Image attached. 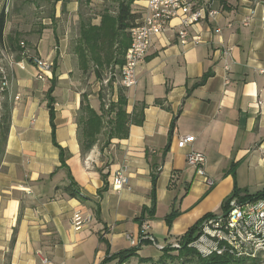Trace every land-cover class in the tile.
<instances>
[{"label":"crops","instance_id":"1","mask_svg":"<svg viewBox=\"0 0 264 264\" xmlns=\"http://www.w3.org/2000/svg\"><path fill=\"white\" fill-rule=\"evenodd\" d=\"M134 5L142 10L145 2ZM212 8L218 17L190 31L201 35L199 45L182 46L171 32L153 38L137 68V84L125 90L126 113L142 109V124H131L125 138L94 146L86 156L78 141L85 92L72 80L67 36L42 28L35 39L27 37L33 55L17 61L5 42L21 31L8 18L0 45L11 108L0 154V264H118L111 257L132 249L127 236L137 241L142 225L167 247L206 216L220 214L229 198L264 189V0H215ZM246 18L249 25L243 26ZM99 20L95 16L92 23ZM171 26L176 30L177 21ZM223 48L232 49L229 60ZM35 59L54 64L44 80L37 78ZM53 78L54 139L47 99ZM86 95L99 113V86ZM2 100L0 95V112ZM186 135L194 142L178 149V137ZM190 151L205 156L212 186L187 165ZM122 165L127 183L117 191L113 179ZM75 215L91 220L76 231ZM149 246L156 248L144 242L129 260L147 259L142 249Z\"/></svg>","mask_w":264,"mask_h":264},{"label":"built area","instance_id":"2","mask_svg":"<svg viewBox=\"0 0 264 264\" xmlns=\"http://www.w3.org/2000/svg\"><path fill=\"white\" fill-rule=\"evenodd\" d=\"M215 0H144L145 5L141 10V17L129 29L130 45L124 54L123 65L110 73L113 77V89L120 87L128 90L137 84V68L147 56L156 36L168 32L173 33L182 45H199L202 42L200 34L191 35L190 31L199 23L216 19L219 11L212 8ZM8 12V5L5 13ZM251 18H246L242 25L248 26ZM177 21L176 30L171 23ZM216 33L220 29L215 30ZM21 46L23 44L21 43ZM231 48H223L222 55L226 60L231 57ZM25 58L26 54H22ZM12 59V57H10ZM1 60V59H0ZM37 78L44 80V76L53 69V63L35 59L33 61ZM117 67V66H116ZM22 69L23 66H20ZM224 69L229 70L225 64ZM103 80L104 85L108 83ZM7 87V76L3 66L0 65V93ZM194 137L186 135L177 139V148L183 149L194 142ZM186 163L195 170L198 177L205 180L209 187L213 182L205 173V156L196 151L186 155ZM127 165H122L114 175L113 186L117 191L127 183L125 173ZM90 217L82 218L75 215L72 219L73 228L78 231L90 222ZM132 248H140L144 242L151 243L159 251L165 247L159 246L155 239L147 232L145 225L141 226L137 241L127 236ZM169 247L180 249L176 242ZM200 256L227 255L233 260L243 264H264V197L260 199L240 200L237 197L229 198L223 211L218 215L205 218L199 225L196 238L188 245ZM46 263V260H43Z\"/></svg>","mask_w":264,"mask_h":264},{"label":"trees","instance_id":"3","mask_svg":"<svg viewBox=\"0 0 264 264\" xmlns=\"http://www.w3.org/2000/svg\"><path fill=\"white\" fill-rule=\"evenodd\" d=\"M63 0H56V3ZM142 0H104L115 4V13L112 14L109 9H103L98 15L100 20L99 24H93L91 19L85 20L80 23L79 37L73 47V54L76 56L79 69L85 73L92 70L96 79L101 80L103 71L105 69H113L116 66L123 65L124 54L130 45L129 29H131L141 17V9L132 8L134 3ZM8 0H0V45L3 44L4 28L9 18V10L5 13V7ZM19 35L8 36L6 38V48L16 54V60L19 61L25 50L20 47L18 42ZM26 54V53H25ZM54 69V64H53ZM52 69V70H53ZM209 74L202 77L200 83H203ZM55 78L50 81V87L47 91L48 109L50 124L52 127V138L54 139V111H53V98L51 97L53 88L55 86ZM104 90V88H103ZM116 100H109V103L104 102L103 96L99 93L100 112L94 111L88 102L86 94H82L78 118V141L80 143L81 153L90 151L98 142L99 135L105 130L104 136L106 142L103 148L107 147L112 139H123L128 134V128L131 124H142L143 111H134L133 115L126 113L127 98L126 91L123 88H116ZM3 97L1 102V117H0V154L3 152V146L6 142L11 119V108L8 103L7 93L4 91L0 93ZM107 106V109L105 107ZM107 122H104V119ZM105 126L106 129H105ZM55 144V142H54ZM57 146V145H56ZM58 147V146H57ZM102 148V149H103ZM59 149L60 166L65 167L64 152ZM156 175H152V200L154 201ZM75 187V183L70 178L68 188ZM237 195V194H236ZM235 195V196H236ZM72 196H75L72 194ZM264 197V189L255 195H246L240 197V200L245 199H260ZM238 198V197H237ZM226 203V202H225ZM225 205V204H224ZM224 209V207H223ZM145 210V209H144ZM146 211V210H145ZM149 215H153V208L149 211ZM175 216L173 211L168 217V221ZM210 217L206 216L205 218ZM204 218V219H205ZM142 217L140 218V220ZM203 219V220H204ZM202 220V221H203ZM202 221L198 222L196 226L188 230V232L178 239L180 249H173L169 246L165 247L161 252L162 256L172 258V253L177 251V258L197 257L198 264H239V261L233 260L230 256L211 255L205 258L198 256L193 250L189 249L188 245L196 238L199 225ZM141 222V221H140ZM139 248H132L131 250L124 251L111 257L118 259V264H124L132 257H137L136 252ZM140 263L150 262L151 259L139 258Z\"/></svg>","mask_w":264,"mask_h":264},{"label":"rangeland","instance_id":"4","mask_svg":"<svg viewBox=\"0 0 264 264\" xmlns=\"http://www.w3.org/2000/svg\"><path fill=\"white\" fill-rule=\"evenodd\" d=\"M7 5L12 25L16 24L17 30L19 29L21 31V34L18 37V42H22L23 46L20 44V47L25 51H28L26 52V56L33 55V45L30 44L31 40L27 38L28 35H33L35 39L38 37L37 35L40 34L39 31H42V28L55 27L56 29H59V33L67 36V52L72 58L71 75L76 87L84 90L85 94H87L91 92L94 87L99 86V93L103 96L106 104L109 103V100L114 98V78L110 77V73L121 66L114 67L113 69H105L101 80H98L95 78L91 69L85 73L79 69L77 58L73 54V47L79 37L80 23L88 19L93 20L95 16H98L103 11V9H109L110 12L114 14L116 10L115 4L104 2V0H63L58 3H56V0H8ZM74 6L77 7L76 12L70 11L69 9ZM133 7L139 8L135 5H133ZM58 9H60V16L59 18H56ZM43 24H46V26ZM0 59V65H5L4 56L1 50ZM104 79L109 80L106 86L103 83ZM96 82H98V84H96ZM105 109H107V106ZM107 119L108 118H105L104 122H107ZM106 127L107 126H105V129ZM104 133L105 130L99 135V140L95 145L101 149L106 142ZM88 152H84L82 155L86 156ZM189 249L193 250L198 256H200L194 249ZM160 253L161 252L153 246L144 247L142 249V256L155 258L151 259L150 262L145 263H140L138 259H131L127 264H198L197 257L177 258V251L172 253V258H167L162 255L160 256ZM200 257L204 258L202 256ZM239 264L243 263L240 262Z\"/></svg>","mask_w":264,"mask_h":264}]
</instances>
